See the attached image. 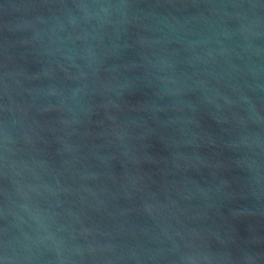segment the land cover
Returning a JSON list of instances; mask_svg holds the SVG:
<instances>
[{"label":"water","instance_id":"95a60500","mask_svg":"<svg viewBox=\"0 0 264 264\" xmlns=\"http://www.w3.org/2000/svg\"><path fill=\"white\" fill-rule=\"evenodd\" d=\"M0 264H264V0H0Z\"/></svg>","mask_w":264,"mask_h":264}]
</instances>
